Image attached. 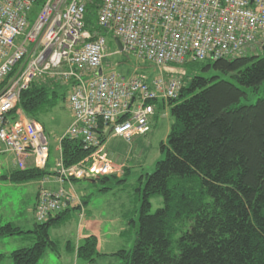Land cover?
Wrapping results in <instances>:
<instances>
[{
  "label": "built area",
  "instance_id": "1",
  "mask_svg": "<svg viewBox=\"0 0 264 264\" xmlns=\"http://www.w3.org/2000/svg\"><path fill=\"white\" fill-rule=\"evenodd\" d=\"M94 1L0 0V179L7 154L14 155L15 170L49 166L51 146L43 126L18 108L33 83L68 87L72 123L63 138L93 150L69 168L62 156L56 161L53 171L61 183L115 174L106 141L130 144L147 135L157 105L179 98L184 87L179 77L161 73L150 80L108 69L103 32L119 38L125 53L160 71L255 55L264 47V0H98V30L91 31L85 18ZM74 199L79 200L65 189H41L37 222Z\"/></svg>",
  "mask_w": 264,
  "mask_h": 264
},
{
  "label": "trees",
  "instance_id": "2",
  "mask_svg": "<svg viewBox=\"0 0 264 264\" xmlns=\"http://www.w3.org/2000/svg\"><path fill=\"white\" fill-rule=\"evenodd\" d=\"M97 2L88 6L86 27L97 18ZM90 30H98L97 25ZM204 63L169 66L193 65L213 73L188 75L178 99L157 105L170 109L173 124L161 145L164 159L146 176L135 247L112 255L124 264H264V97L241 105L247 89L257 91L264 83V50ZM61 85L33 83L21 94L18 108L46 131V116L66 100L68 87ZM60 148L66 168L93 153L81 140L69 138L61 140ZM49 174L47 168L14 169L1 179L28 183ZM99 179L121 182L115 175ZM153 198L163 200L156 212ZM64 214L37 222L31 230L13 223L1 226L0 238L22 236L33 243L11 253L14 264H40L47 251L56 252L50 229L64 220ZM77 254L87 264L108 256L99 253L93 235Z\"/></svg>",
  "mask_w": 264,
  "mask_h": 264
},
{
  "label": "rangeland",
  "instance_id": "3",
  "mask_svg": "<svg viewBox=\"0 0 264 264\" xmlns=\"http://www.w3.org/2000/svg\"><path fill=\"white\" fill-rule=\"evenodd\" d=\"M93 10L97 13L98 9L93 8ZM91 19L90 24L87 22V29L97 25L96 18L92 17ZM103 34L107 38L108 44L106 61L108 66H106L126 77L145 76L153 80L164 73L179 77L185 83L188 75L211 76L213 73V71L203 73L200 67L193 65L186 66L187 69L168 67L162 71L157 70L148 62L138 59L134 55L119 52L114 42L113 33L103 32ZM263 50L264 47H260L254 54L258 55ZM200 65L202 66V64ZM53 83L55 84V82ZM63 89L64 87L60 88V91L62 92ZM67 96L66 100H60L56 108L45 118L47 126L45 132L52 150L49 167L53 166V168L61 157L60 141L72 123ZM262 97H264V83L257 91L247 89V97L241 101V105L256 104ZM172 124L173 117L170 109L158 106L156 115L151 120L152 131L150 133L135 137L130 144L120 138L106 141V153L114 163L115 174L111 176L115 175L117 179H121V182L114 179L101 181L99 178L97 180L71 179L72 183L63 187V184L70 182L61 183L58 181L59 174L51 169H47L50 173L48 176L28 183H15L8 179H0V227L13 223L24 230L33 229L37 223L35 211L41 189L45 188L51 192L61 189H65L67 192L73 190L72 192L77 195L79 200L74 199L71 204L79 206L68 207V204L62 211L65 212L64 220L57 227L50 229L51 239L58 244L57 251H47L40 264H74L73 256L66 251L67 243L82 244L87 236L92 235L98 237V251L104 255L108 254V256L99 257L98 264H124L126 262L124 259L112 255L122 250L131 252L135 247L143 202L142 190L146 176L155 171L158 161L164 159L165 155L161 152V145L167 142ZM14 163V155L7 154L3 157V175L16 169ZM127 174L129 175L126 177ZM52 181L61 187L58 190L51 189L49 184ZM103 188L110 190L103 191ZM37 189L38 197L33 211ZM84 199L88 200L87 208L84 206ZM151 203L152 212L163 207L162 198H153ZM59 213H54L52 217L57 218ZM30 246H33V243L22 236L0 238V256L5 255V258H0V264H14L10 257L11 253ZM76 255L78 258L77 249ZM78 260L80 262L77 264L85 263L79 258Z\"/></svg>",
  "mask_w": 264,
  "mask_h": 264
},
{
  "label": "crops",
  "instance_id": "4",
  "mask_svg": "<svg viewBox=\"0 0 264 264\" xmlns=\"http://www.w3.org/2000/svg\"><path fill=\"white\" fill-rule=\"evenodd\" d=\"M168 108V107H167ZM164 109H166V107L164 108ZM71 116H72V113H71ZM155 117V116H154ZM48 170L49 169H51V170H53V166H48V168H47ZM3 170H4V168H3ZM4 174V173H3ZM40 182V181H39ZM72 183V182H71ZM71 183H65V184H63L62 186L64 187H67L69 184H71ZM49 187L51 188V189H54V190H58L60 187H61V185H59L58 183H56V182H51L50 184H49ZM58 187V188H57ZM69 192H71V193H73L72 191L73 190H68ZM75 192V191H74ZM37 197H38V189H37V191H36V196H35V202H34V204H33V211H34V207H35V204H36V201H37ZM83 203H84V206H85V208H87V204H88V200L86 199H84L83 200ZM72 205H75L74 203H70L69 205H68V207L70 206V207H72ZM79 205H75L74 207H78ZM81 217H83V216H81ZM122 234H124L123 232H122ZM93 236H96V235H93ZM87 237H89V236H87ZM86 237V238H87ZM97 237V236H96ZM85 238V239H86ZM98 238V237H97ZM70 243V244H69ZM69 243H67V246H66V251L67 252H69L72 256H73V263L74 264H77V263H79L80 261L78 260V258H77V255H76V249H77V247H79L81 244L80 243H77V244H75V245H73L71 242H69ZM100 253V252H99ZM101 254H103V253H101ZM108 255V254H107ZM44 258V257H43ZM42 258V259H43ZM41 259V260H42ZM41 262V261H40ZM82 264H85V263H82ZM96 264H98V262L96 263Z\"/></svg>",
  "mask_w": 264,
  "mask_h": 264
},
{
  "label": "water",
  "instance_id": "5",
  "mask_svg": "<svg viewBox=\"0 0 264 264\" xmlns=\"http://www.w3.org/2000/svg\"><path fill=\"white\" fill-rule=\"evenodd\" d=\"M114 42L119 50V52L123 53L124 52V45L122 41L119 38H115ZM102 74V71L100 70L97 75L100 76ZM112 126L108 129L107 133L105 134V139H107L112 131Z\"/></svg>",
  "mask_w": 264,
  "mask_h": 264
},
{
  "label": "bare ground",
  "instance_id": "6",
  "mask_svg": "<svg viewBox=\"0 0 264 264\" xmlns=\"http://www.w3.org/2000/svg\"><path fill=\"white\" fill-rule=\"evenodd\" d=\"M53 216V215H52Z\"/></svg>",
  "mask_w": 264,
  "mask_h": 264
}]
</instances>
